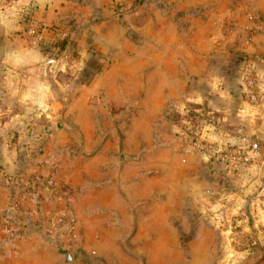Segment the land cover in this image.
<instances>
[{
  "label": "crops",
  "instance_id": "obj_1",
  "mask_svg": "<svg viewBox=\"0 0 264 264\" xmlns=\"http://www.w3.org/2000/svg\"><path fill=\"white\" fill-rule=\"evenodd\" d=\"M193 124L206 144L259 148L223 164L190 144ZM28 169L56 187L20 210L0 187V220L25 214L0 230L9 264L62 263L67 214L104 264L242 204L264 225V0H0V170Z\"/></svg>",
  "mask_w": 264,
  "mask_h": 264
},
{
  "label": "rangeland",
  "instance_id": "obj_2",
  "mask_svg": "<svg viewBox=\"0 0 264 264\" xmlns=\"http://www.w3.org/2000/svg\"><path fill=\"white\" fill-rule=\"evenodd\" d=\"M138 0H136L137 2ZM102 61H96L95 69L98 71L102 69ZM96 72V71H95ZM90 76V74H89ZM80 76L78 77V79ZM83 78H89L84 77ZM67 82L72 81L71 76L65 78ZM103 118V117H102ZM181 125L183 123L180 122ZM34 157V156H28ZM34 166L36 162L34 159L30 160ZM37 165V164H36ZM34 170V168H32ZM6 173V172H5ZM32 174H40V172H32L30 169L24 171L19 175L20 178L29 179L33 177ZM11 176H18L12 175ZM41 188L42 185H39ZM37 184L31 186L32 189L39 187ZM44 188V187H43ZM45 189V188H44ZM47 190V189H46ZM17 193V191H15ZM15 193V195H16ZM12 207L14 208L18 202V195L15 197ZM26 200V199H25ZM24 200V201H25ZM24 205L25 202H22ZM227 214H210L208 220L210 226L200 231L199 235L195 234L198 230L195 218H191V226L182 227L179 223V242L174 246L170 238L164 245L154 244L145 246L140 251H128V260L125 264H264V225H260L254 214H250L246 204H242L239 209H227ZM25 214H4L0 220V230L2 233L10 234L25 227ZM197 216V215H196ZM67 246L59 247V252L63 256L60 264H73L77 259L82 264H104L103 260L95 257H88L82 250L74 246V229L76 225V218L71 214H67ZM73 233V234H72ZM3 234V235H5ZM1 235V237H4ZM201 238V241H199ZM196 240V242L189 245V240ZM2 242V240H1ZM75 247V248H73ZM70 258L66 259V254ZM49 259H52L51 254L47 253ZM11 253L6 247L0 248V264H9Z\"/></svg>",
  "mask_w": 264,
  "mask_h": 264
},
{
  "label": "built area",
  "instance_id": "obj_3",
  "mask_svg": "<svg viewBox=\"0 0 264 264\" xmlns=\"http://www.w3.org/2000/svg\"><path fill=\"white\" fill-rule=\"evenodd\" d=\"M27 32L31 36H36L38 34V28L32 25ZM48 60L50 62L52 61L51 58H48ZM248 80L250 87L248 91V98L253 103H257L258 97L254 88L252 73H250ZM189 136L190 144L193 147H196L203 153H208L209 156L214 160L226 165L237 166L239 164L247 163L259 148L257 142H252L249 148H244L241 146H227L225 148H220L211 144H206L199 139L197 124H193V126L189 129ZM32 175L33 177L24 179L20 178L19 176L8 175L4 171L0 170V187L13 188L15 191H17L16 195H18V202L14 207V209L16 210L21 209L22 201L26 199L27 194L31 190V186H34L35 184H37L38 186L42 185L44 188H47L50 191L54 190V188L56 187L55 172L53 170H50L45 175Z\"/></svg>",
  "mask_w": 264,
  "mask_h": 264
},
{
  "label": "trees",
  "instance_id": "obj_4",
  "mask_svg": "<svg viewBox=\"0 0 264 264\" xmlns=\"http://www.w3.org/2000/svg\"><path fill=\"white\" fill-rule=\"evenodd\" d=\"M94 76H95V73L93 72L92 74H90L88 80L90 81L91 79H93Z\"/></svg>",
  "mask_w": 264,
  "mask_h": 264
},
{
  "label": "water",
  "instance_id": "obj_5",
  "mask_svg": "<svg viewBox=\"0 0 264 264\" xmlns=\"http://www.w3.org/2000/svg\"><path fill=\"white\" fill-rule=\"evenodd\" d=\"M70 258L69 254L67 253L66 254V259L68 260Z\"/></svg>",
  "mask_w": 264,
  "mask_h": 264
}]
</instances>
